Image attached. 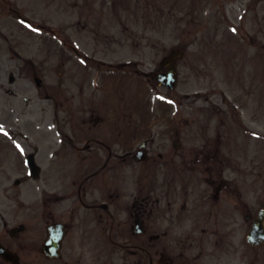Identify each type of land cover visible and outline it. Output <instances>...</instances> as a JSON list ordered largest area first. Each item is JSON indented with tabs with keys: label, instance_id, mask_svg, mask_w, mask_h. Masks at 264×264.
<instances>
[{
	"label": "flooded vegetation",
	"instance_id": "flooded-vegetation-1",
	"mask_svg": "<svg viewBox=\"0 0 264 264\" xmlns=\"http://www.w3.org/2000/svg\"><path fill=\"white\" fill-rule=\"evenodd\" d=\"M121 1L128 8V2ZM249 1L245 4L246 11ZM239 2L238 16L237 10L230 9L229 0H188V6L180 5L181 11L192 12L190 23H195L193 15L197 10L202 12L200 26L192 28L200 29L207 37L193 36L191 44L209 39L196 53L205 63L224 60L226 49L218 39L220 33L228 32L231 16L239 20L241 33ZM253 2L264 11V0ZM105 7L103 2L102 11ZM124 12L129 9L113 10L112 17L125 22L130 16L123 20L127 17ZM84 28L92 31L86 24ZM259 30H264V26ZM81 39L84 44L89 37ZM92 44L88 52L80 54L87 56L91 64L86 67L85 77L103 78L100 68L103 66H120L121 73L109 86L96 82L99 87L92 91L86 83L81 86L82 101L87 100L88 91L90 97L84 109V127L78 133V152L72 155L77 166L71 186H67L66 201L59 202L54 197L44 203V208H32L35 217L46 218V239L50 226H60L51 235L53 240L48 246L52 256L42 253L45 264H241V218L249 224L263 208L245 212L241 153H231L230 148L231 141L241 147V96L237 98V108L227 95L228 81L224 80L220 89L213 75L204 100L206 105L193 101L192 118L186 124L182 121L181 97L176 93L173 121H155L162 117L160 106L145 105L140 107L146 118L145 128L138 127L131 111L135 106L129 73L130 66L137 61L129 57L128 47L124 59H118L113 56L123 47L104 43L107 51L102 53L99 42ZM158 45L160 50L164 49L163 42ZM112 50L116 52H108ZM202 51H206L207 58L200 57ZM149 73H144L148 82ZM113 88L126 91L120 106L90 103ZM144 92L148 102V91ZM154 126L160 130L158 136L145 137L135 148L134 136L153 130ZM187 126L194 127L190 132L192 139L184 140L183 129ZM199 132L207 136L200 146L201 138H194ZM71 144L75 145L73 141ZM13 232L10 229L3 233L2 242L20 255L28 247L30 264H37L38 242L43 246L46 239L33 238L27 246L19 241L20 234Z\"/></svg>",
	"mask_w": 264,
	"mask_h": 264
},
{
	"label": "rangeland",
	"instance_id": "rangeland-1",
	"mask_svg": "<svg viewBox=\"0 0 264 264\" xmlns=\"http://www.w3.org/2000/svg\"><path fill=\"white\" fill-rule=\"evenodd\" d=\"M9 1L13 7L22 11L30 22L25 23L19 20L15 14L10 12L5 0H0V234L3 226L1 217L5 211L9 227L25 220L30 223L28 215L31 210L24 208L30 207V204L39 200L42 195L44 196L43 192L48 187L62 184L57 175L51 179L48 169L50 159L54 154L53 150L58 147L59 140L63 136L57 122L53 124L52 115L56 114L55 105L58 103L54 99H47L46 93L49 89H56L54 95H58L60 90L65 98L70 95L73 101L77 100V97H74L80 89L77 83L82 77L81 73L83 72L84 75L87 72V66H84L86 58L80 57L78 50L80 47L88 52L89 44L94 45L93 36L88 33L89 39L84 40V44L82 42L80 46L76 45L77 49H67L63 47V31L66 30L77 38L82 37L81 25L84 22L87 26L95 27V40L100 43L102 53L107 51L104 43H116L115 48L123 47V49L117 50L119 53L113 57L124 59L125 48L128 47L131 54L129 57L137 61V66L144 69L160 67L162 57L168 54L174 45L186 46L187 57L179 62L182 84L178 93L181 99L187 101L191 96L184 94L193 95L196 89H205L210 77L214 74L220 83V89L224 80H229V89L232 94L237 92L241 82V117L244 123L260 132L264 131V53L260 50L256 51L250 45V39H243L247 35L245 32L248 28L252 32L253 28L256 29L258 26L259 19L255 17L254 11H250L246 17V30L241 33V67L237 64L240 58L235 59L231 54H226L225 57L227 59L231 57L229 61L235 59L233 63L236 65L220 66L210 63L211 66H200L193 58L198 48L205 46V41H195L193 45H190L189 38H184L188 35L182 34L179 42L175 34L177 8L174 1L176 0H126L129 12L121 13V15L127 16L123 17V20L129 16L130 19L125 22L112 17V11L117 10L116 8H112L111 11L109 9L102 11V8L95 7L97 9V11L94 10L95 15L89 3L82 4L79 0ZM229 5L230 9L234 8L238 11L239 0H229ZM234 20L232 23L237 26L236 19ZM260 20L263 21V18L261 17ZM125 25L129 27L128 30H125ZM183 27H187L186 23H183ZM195 36L204 38L207 34L197 33ZM208 41L209 39H206V43ZM158 42L164 43V49L158 51L156 47H153ZM218 43L221 42L218 41ZM108 52L115 53L116 50ZM257 56L262 59L260 66L253 63L255 62L254 57ZM102 68L105 72L114 75L119 71L118 67L114 66ZM69 69L72 71V77H67L65 72H69ZM210 71L213 74L206 77ZM35 75L42 78L43 83L40 87L35 82ZM239 76H241V81H239ZM82 80H85V77ZM112 81V78L107 81L104 78L97 79V82H102L107 86ZM133 83L135 85V82ZM141 90L144 91V88ZM192 99L198 100L199 104L204 103L201 100L202 97H192ZM235 99L232 98L234 101ZM135 109L134 107L131 111L135 112ZM181 115L183 122L188 117L192 118L188 110ZM133 116L136 118L135 114ZM187 127L185 131L183 129L184 140L192 139L190 132L194 127ZM63 128L66 129V126ZM158 131H160L158 127L154 126L150 132L151 136H158ZM144 137L146 136L141 135L140 138H135L138 140L134 143L135 148L139 146ZM159 137L162 136L159 135ZM194 138H201L198 142L200 146L207 136H202L199 132ZM257 140H251L252 145L247 146L251 154L246 168H250V171L255 170L256 165L254 164H258L259 160L264 163V145ZM4 144L6 149L12 148L13 151H3ZM71 149L69 148L68 152H71ZM245 153L244 150L241 151V159H244L245 155L242 154ZM254 155H259L260 159L256 161ZM56 164L58 165L57 162ZM252 174L253 178L259 174V170ZM260 185L264 183L261 182ZM18 212L21 214L17 217ZM38 227L39 230H31V233L30 231L24 232L19 241L29 246L31 239L43 238L45 222L38 221ZM40 243L41 241L38 242V249ZM24 249L23 264H30L29 248Z\"/></svg>",
	"mask_w": 264,
	"mask_h": 264
},
{
	"label": "water",
	"instance_id": "water-1",
	"mask_svg": "<svg viewBox=\"0 0 264 264\" xmlns=\"http://www.w3.org/2000/svg\"><path fill=\"white\" fill-rule=\"evenodd\" d=\"M166 77L168 78L167 81H165L169 86L173 87L175 84L176 80V73H175V68L174 65H171L170 72L166 74Z\"/></svg>",
	"mask_w": 264,
	"mask_h": 264
}]
</instances>
